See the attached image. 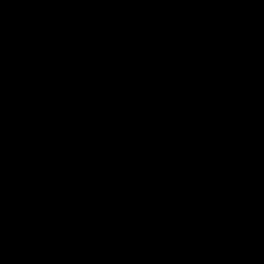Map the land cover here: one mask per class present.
<instances>
[{"label": "water", "instance_id": "95a60500", "mask_svg": "<svg viewBox=\"0 0 264 264\" xmlns=\"http://www.w3.org/2000/svg\"><path fill=\"white\" fill-rule=\"evenodd\" d=\"M67 264H264V0H41Z\"/></svg>", "mask_w": 264, "mask_h": 264}]
</instances>
